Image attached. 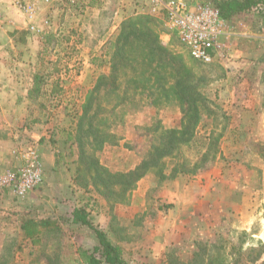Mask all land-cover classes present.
<instances>
[{
	"label": "rangeland",
	"instance_id": "1",
	"mask_svg": "<svg viewBox=\"0 0 264 264\" xmlns=\"http://www.w3.org/2000/svg\"><path fill=\"white\" fill-rule=\"evenodd\" d=\"M189 1L212 4L220 10L230 36L228 61H191L177 36L149 13L153 23L148 22L159 31L156 45L168 53L157 51L149 34L131 33L121 49L123 74L115 76L114 84L102 85L91 94L98 78L111 73L123 21L145 12L140 9L142 4L138 0H60L40 14L47 15L51 25L32 28L11 0H0V52H13L21 59L29 55V60L16 61L15 68L27 69L22 84L31 85L33 102L28 109H16L22 118L9 124L15 134L10 150L15 163L7 167H19L21 153L29 145L36 146L44 165L39 141L55 148L54 143L60 142L58 160L72 164L65 173L73 174L75 184L66 189L63 209L51 200V192L34 197L32 204L22 203L20 210L0 208L5 212L0 217V264L82 263L79 228L70 223L75 204L71 202L74 198L80 207L88 204L99 212L105 199L96 190L99 200L86 196L94 188L77 184V169L94 157L113 172L128 171V166L146 159L154 148L167 146L169 131L184 130L190 117L183 109L189 99L179 96L175 77L180 62L174 54L181 55L192 68L193 81L201 78L197 84L198 121L189 140L177 144L153 169L162 167L165 175L172 169L186 173L160 180L149 172L136 183L127 203L110 207L105 201L110 207L112 234L122 240L142 239L148 245L134 249L139 257L130 254L131 264H264L262 17L253 11L230 12L223 6L225 0ZM79 122L83 124L80 132ZM37 130L46 134L38 139L26 134ZM110 134L113 137L108 139ZM94 136L109 141L99 146ZM79 178L82 185L87 182L86 177ZM176 180L179 185L217 184L213 194L202 201V192L195 199L184 196L182 205L189 209L177 214L181 220L178 237L165 249L156 248L152 232L156 225H163L157 215L172 204L166 191ZM0 189L6 190L1 185ZM26 196L13 199L21 203ZM44 197L42 204L40 198ZM40 206L49 209L50 215H42ZM57 211H61L58 217ZM105 236L112 238L109 231ZM150 249L151 254L153 249L157 251L152 260L147 253Z\"/></svg>",
	"mask_w": 264,
	"mask_h": 264
},
{
	"label": "crops",
	"instance_id": "2",
	"mask_svg": "<svg viewBox=\"0 0 264 264\" xmlns=\"http://www.w3.org/2000/svg\"><path fill=\"white\" fill-rule=\"evenodd\" d=\"M27 44H31L30 42H27ZM29 55L26 57H23L22 59L20 57H15L13 52H0V177L3 175L4 170L7 168L8 164L11 166H14V159L13 156L10 154V150L14 144V131L9 127V124H14L11 122L13 119H21V116H18L16 109H28L33 106V102L30 98V92L31 85L27 86L22 84L23 77H27V69L25 72L20 71L19 69H16L15 66L17 64L16 61L20 59L21 60H29ZM34 60V57L31 58ZM21 113V111H19ZM28 112L25 115V118H27ZM6 122V123H4ZM49 124V123H48ZM27 136H32L31 138L38 139L43 137V134H46L42 130L37 131H30V133H26ZM48 138H56L55 136ZM57 138H61L60 134H57ZM62 140L65 141V139L62 138ZM63 141V142H64ZM53 142V141H52ZM62 142V143H63ZM60 142L54 143L57 148L52 146L51 143L49 144H43L41 141H39V150L41 152L42 156V162L44 167V177L43 182L40 185L39 188L31 191L26 196V200L19 203L18 200H14L15 198L13 194L9 190H1L0 189V208H8L10 210H20L21 205H28L29 202L33 201L34 197H43L44 193L49 194L50 192V198L52 201L57 202L58 208L63 209V204L66 203V189H68L69 184L75 186L73 174H71V177L68 176V174L65 173L67 171L66 167L71 168V163H63V160L59 162L58 160V153L59 148L58 145ZM57 155V156H56ZM65 160H67L65 158ZM9 165V166H10ZM136 163H132V165L128 166L127 169H132ZM13 168V167H12ZM71 170V169H70ZM147 177V176H144ZM139 181H143V178H141ZM168 185V191H166V197L168 201H170L171 205H168L166 207V210L161 213L159 210V213L157 215V219L163 220V225H156L154 228V232H152V236L156 238L154 245L157 247H162V249H165L166 245H170V243L178 237V228L180 227V221L177 217L178 212L181 213L183 210H188L189 207L187 205H182L183 198L187 196H192V198L195 199V197L200 194L199 192H202L199 197H201V201L209 194H213V191L216 189V184L213 183L210 184V181L205 182L204 184H198L196 182L194 183H185L179 185V182L176 180L175 182L172 181V183H169ZM79 190V187H76ZM201 188V189H200ZM39 189V190H38ZM197 189V190H196ZM90 192H86V196H93L98 199V195L94 194V189H89ZM208 194V195H207ZM202 195L204 197L202 198ZM185 196V197H184ZM165 197V196H164ZM46 197L43 199L40 198V201H42V204H44ZM166 198H162L160 200H165ZM99 200V199H98ZM69 201V200H67ZM99 202V201H98ZM162 202V201H161ZM71 203H75L73 205L74 208H78L82 205L80 203L78 204L75 202L74 198ZM104 207L100 208L99 212H95L94 210H91L89 208L88 204L83 206V208L87 212V218L89 221L92 222V224H98V229L105 233L108 231L111 233L112 238H107V240L114 244L119 246V248L122 251V257L126 261V264L134 263L130 260V254L131 256H135V258L139 257V254H137L134 249H137L140 246H148L146 243H142V239L138 240H122L121 238H116L112 234V228H110L109 225V209L107 203L104 201ZM184 204V203H183ZM31 208V206H29ZM40 209L42 210V215H50L48 212L49 209L42 208L40 206ZM159 209V207H158ZM59 213H54L58 217V214H60L61 211H57ZM2 214H5L4 211L0 210V217L2 218ZM53 214V215H54ZM52 215V216H53ZM55 216V215H54ZM14 217V216H13ZM15 218V217H14ZM17 218V217H16ZM12 219V218H11ZM77 225L79 230L77 234V241L79 246L82 250H92L93 247L98 246L99 242L96 237V234L86 225ZM108 228L110 230H108ZM141 241V242H140ZM142 243V244H140ZM152 249L148 250L147 253L151 257V260L153 257L155 258L156 250L153 249V253L151 254L150 251ZM156 251V252H154ZM145 251H141L142 254H144ZM134 258V257H133ZM149 260V259H147ZM131 262V263H130ZM151 262V261H149ZM82 264V263H81ZM101 264H108L104 261L101 262Z\"/></svg>",
	"mask_w": 264,
	"mask_h": 264
},
{
	"label": "trees",
	"instance_id": "3",
	"mask_svg": "<svg viewBox=\"0 0 264 264\" xmlns=\"http://www.w3.org/2000/svg\"><path fill=\"white\" fill-rule=\"evenodd\" d=\"M223 6L230 12L253 11L262 17L264 26V0H225L223 1ZM137 12V10L133 11V13ZM138 15L139 16L137 17H130L123 21L120 35L116 40L111 73L110 75L105 74L98 78L94 90L90 92L91 94L102 85H107L109 83L114 84L117 80L115 79V76L118 77V73L123 74L121 69L122 67H120V64L123 62L121 49L129 42V35L131 33H138L142 35L149 34L154 48L159 52L164 51L166 54L168 53V51L156 45V42H158L157 35L159 36V31L153 29L150 24L151 22L153 23V17H150L149 13L145 12ZM155 19L160 24L163 23L161 18L155 16ZM169 53L171 54V52ZM174 56L176 60H179L180 62V67L176 72L175 77V84L179 89V96L181 99L184 96L189 99L187 107L183 109L184 114L190 117L188 119V124L183 127L184 130L173 129L169 131L167 146H164L162 149L154 148L146 159H143L134 168L128 171L113 172L101 166L94 157H88L83 166L78 167L77 169V184L82 187H87L88 185L92 186L94 190H96L105 199L110 207L117 203H127L130 200L131 192L133 191L136 183L149 172L155 173L160 180L167 179L168 177H175L177 173H186L185 171L178 172L176 169H172L169 175H165L162 167L161 169H153V166L158 163L159 159L171 155L172 150L177 146V144H182V142H187L189 140L198 121L197 118L200 106L196 103V101L198 100L197 97H200V94L197 91V84L200 83L201 78L196 77L195 81H193L194 72H192V68L185 64L181 55L174 54ZM189 58L191 61L199 63L193 60L190 56ZM85 108L86 106L84 109ZM78 127L80 132L83 128L82 122H79ZM112 137L113 136L111 134L108 135V139ZM81 138L82 137L80 135L79 140H81ZM94 140L99 146L109 141L107 138L99 137L98 139L97 136H94ZM165 148L167 149L164 150ZM79 176L86 177L87 182L82 185L80 183L81 181L79 180ZM70 223L88 226L96 234L99 242V245L93 247L90 251L79 250L82 264H101L102 261L108 264H126V261L122 258V251L119 246L110 243L106 239L104 232L95 227L92 222L89 221L87 218V212L83 207H76L72 209L70 212Z\"/></svg>",
	"mask_w": 264,
	"mask_h": 264
},
{
	"label": "built area",
	"instance_id": "4",
	"mask_svg": "<svg viewBox=\"0 0 264 264\" xmlns=\"http://www.w3.org/2000/svg\"><path fill=\"white\" fill-rule=\"evenodd\" d=\"M60 0H11L13 7L24 13L34 26H50L46 13ZM141 10L161 18L170 34L176 35L189 56L201 63L212 64L228 61L229 33L219 9L208 3L189 0H138ZM168 34V33H167ZM19 167L8 168L0 177V185L16 198L37 189L43 182V165L36 146L29 145L21 153Z\"/></svg>",
	"mask_w": 264,
	"mask_h": 264
}]
</instances>
